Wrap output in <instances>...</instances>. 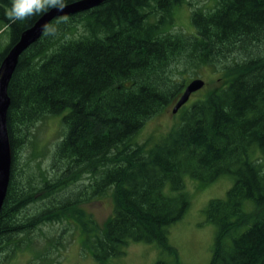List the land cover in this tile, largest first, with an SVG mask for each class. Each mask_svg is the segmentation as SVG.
I'll return each instance as SVG.
<instances>
[{"label":"trees","instance_id":"16d2710c","mask_svg":"<svg viewBox=\"0 0 264 264\" xmlns=\"http://www.w3.org/2000/svg\"><path fill=\"white\" fill-rule=\"evenodd\" d=\"M10 4L0 0L10 30L0 63L41 16L11 23ZM184 5L191 33L175 30ZM68 17L49 23L55 32L20 55L8 83L1 263L42 227L71 223L96 264L131 243L156 244L168 259L155 264H181L167 235L190 204L185 178L205 186L228 175L225 197L206 208L215 226L208 264H264V0H107ZM201 67L222 73L224 86L182 110L151 147L138 143L145 122L178 100L181 74ZM65 110L48 166L33 164L36 152L20 164L35 125ZM107 193L113 214L99 226L83 205Z\"/></svg>","mask_w":264,"mask_h":264},{"label":"rangeland","instance_id":"374dc122","mask_svg":"<svg viewBox=\"0 0 264 264\" xmlns=\"http://www.w3.org/2000/svg\"><path fill=\"white\" fill-rule=\"evenodd\" d=\"M191 11L190 6L184 5L176 12V31L193 32ZM1 14L0 11V57L10 42V30L4 26ZM195 71L196 74L194 71L181 74L180 81L187 85L194 79H201L205 83L204 87L191 94L187 103L176 113H172L176 103L173 102L146 121L136 137L138 143H146L151 147L171 127L180 123L182 110L203 99L210 91L224 86L222 73L214 68L201 67ZM66 113L67 110L60 115L49 116L35 125L30 137L31 143L18 153L20 164L28 159L31 152H36L39 156L33 164L40 163L43 168L48 166V153L65 132L62 118ZM232 183L233 178L228 175L221 176L205 186L199 181L185 178V192L189 196L190 204L182 218L168 227L167 235L169 244L178 251L181 264L209 263L215 226L208 222L206 208L209 201L223 199ZM83 208L99 226H103L113 214L111 194L97 197L83 205ZM33 235L35 240L33 239L30 248L16 252L7 261H0V264H96L81 247L79 232L71 223L47 225ZM159 259L167 260L168 256L162 254L156 244L131 243L120 257L111 259L106 264H155Z\"/></svg>","mask_w":264,"mask_h":264},{"label":"water","instance_id":"95a60500","mask_svg":"<svg viewBox=\"0 0 264 264\" xmlns=\"http://www.w3.org/2000/svg\"><path fill=\"white\" fill-rule=\"evenodd\" d=\"M105 1L107 0H78L67 4L68 6L64 11L70 16L98 7ZM63 14L53 9L45 15H41L31 27L21 33L19 40L9 49L0 63V212L9 185L12 158L7 131V111L10 105V99L7 94L8 83L20 55L35 43L43 33L42 26L49 24L52 20ZM204 84L203 80L194 79L185 85L181 95L173 106L172 113H176L184 106L190 95L202 89Z\"/></svg>","mask_w":264,"mask_h":264},{"label":"clouds","instance_id":"9594fccd","mask_svg":"<svg viewBox=\"0 0 264 264\" xmlns=\"http://www.w3.org/2000/svg\"><path fill=\"white\" fill-rule=\"evenodd\" d=\"M67 6V0H11L5 16L11 23H16L17 21H26L34 16L45 15L50 10L55 9L60 13H64L56 18L57 22H67L69 17L64 11ZM55 30L52 24L42 26L45 35L53 34Z\"/></svg>","mask_w":264,"mask_h":264}]
</instances>
